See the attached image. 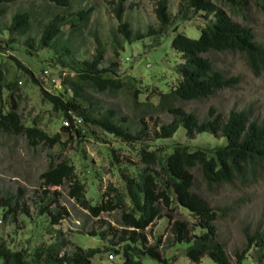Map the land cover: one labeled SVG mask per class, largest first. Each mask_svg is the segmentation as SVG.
<instances>
[{
	"label": "trees",
	"instance_id": "1",
	"mask_svg": "<svg viewBox=\"0 0 264 264\" xmlns=\"http://www.w3.org/2000/svg\"><path fill=\"white\" fill-rule=\"evenodd\" d=\"M15 1L17 0H0L3 4L0 6V14L4 12L6 4ZM46 1L55 7L64 8L73 2ZM125 2L126 0L109 1L118 20L117 31L123 40L134 41L148 36L157 38L168 32L169 45L177 53L169 69L170 73L161 76L154 85L157 101L148 99L147 102H141L144 109L152 107L159 111H169L173 115L170 121L160 124L156 122L152 136L168 138L182 126L189 137L207 132L222 137L223 141L209 147L176 141L170 146L160 144L151 148L150 143L141 142L143 136L149 135L144 116H140L137 126L132 127L125 123V116L118 115L116 108L99 104V100L94 97L95 92L115 93L133 88V99L137 103V93L142 90L136 86L137 80L134 77L122 81L114 68L100 65L103 59L100 46H97L90 57H85L76 64L68 62L67 58L71 57L74 50L69 45V38L64 40V44H60L62 27L71 23L72 32L80 29L87 22L92 6L77 9L69 18L59 12L53 13L43 23L38 38L28 36L33 12L30 9L15 12L6 24L9 33L27 34L25 41L31 49L26 50L30 54L42 48L56 52L57 59L52 62L59 65V72H66L61 80L62 87L49 92L40 79L43 69L47 67H43L37 75L17 57L10 56L26 77L40 85L42 101L50 104L59 113L62 122L54 132L40 127L39 117L26 124L17 111L14 100V93L19 88L18 81H21L20 76L8 79L7 73L0 67V94L3 87L7 88L8 97L12 101L3 109L6 100L0 98V131L24 135L33 146L41 144L51 147L58 144L64 148L76 136L81 140V137L86 138L88 133H94L99 128L124 143L135 145L138 142L136 150L142 165L129 166L121 163L113 152L114 148H111L117 161L115 167L120 175L119 184L110 183L98 192L95 190L96 186L88 190V182L86 184L78 175L69 157H60L57 154L60 159L55 160L51 155L46 168L39 173L44 186L41 197L44 204L41 207L47 210L50 224H56L60 219L69 216V210L60 204V192L56 188L52 191L51 198L45 196L51 186L64 184L68 196L86 209L88 215L99 216L101 212L113 209L119 211L116 218L119 228L108 225L99 232L90 231V234H98L101 238L110 234L116 240H111V244L103 249L76 245L77 249L70 253H61L67 239H55L30 251L24 248L13 249L0 243V264H93L95 256L102 253L117 255L120 262L117 259L115 264H143V259L147 257L166 264L167 258L158 250L160 237L154 244H147L144 231L155 219L162 216L163 207L168 210L170 223V236L166 238L168 245L178 246L181 255L195 262H200L206 255L216 264H230L222 242L217 239L215 223L219 213H224L225 207L213 208L193 188L194 170L209 184L238 180L241 185L248 187L264 182V114L254 112L251 103L239 108L232 107L226 116L216 111L214 105H210L207 115L199 119L193 112L177 105V102L208 97L215 91L240 81L239 75H227L222 69L216 68L207 55L210 52L238 51L254 76L264 71V40H257L253 28L241 22L242 19L251 21L248 16L249 2L255 3L264 15V0H180L175 14L170 11L167 0H155L156 23L148 24L145 29H134L123 19ZM197 14H202L205 19L201 26L194 25L199 33L193 37L185 32L186 27L192 24L181 27L176 21L178 18L191 21ZM9 45L8 48L11 47ZM4 48L0 42V49ZM19 195L20 193L17 200ZM17 200L11 204L10 200L1 197V203L7 208V212L2 214L3 217L7 213L16 214ZM173 204L186 209L193 219L192 225L185 219L173 218ZM249 231H245V247L240 252H235L236 264L242 263L246 250L251 247L257 253L256 260L264 261V227L260 228L257 224L253 231Z\"/></svg>",
	"mask_w": 264,
	"mask_h": 264
},
{
	"label": "rangeland",
	"instance_id": "2",
	"mask_svg": "<svg viewBox=\"0 0 264 264\" xmlns=\"http://www.w3.org/2000/svg\"><path fill=\"white\" fill-rule=\"evenodd\" d=\"M109 1L73 0L67 8L55 7L46 0H17L5 5L4 12L0 14V42L5 46L4 49H0V67L7 73L8 79L20 76L21 81H18L19 88L16 93L18 96L14 93V100L23 121L29 124L39 117V126L54 132L58 130L62 118L50 104L42 101L40 85L26 77L10 56L17 57L24 65L31 68L34 74L39 75L43 67L49 68L56 74L59 73V65L52 61L57 59V53L47 48H42L33 54L28 53L26 49L30 50L31 47L25 41L27 34L9 33L6 24L15 12L30 9L33 14L28 36L38 38L43 23L53 13L59 12L69 18L77 9L92 6L87 22L80 29L72 32L71 23H66L62 27L60 44H64V40L69 38V45L74 50L71 57L67 58L68 62L76 64L83 58L90 57L97 46H100L103 51L100 65L114 68L122 81H126L128 77H134L137 80L136 86L142 90L137 93V103L133 99V88L118 90L115 93L95 92L94 97L99 100V104L103 107L116 108L118 115L125 116V123L132 127L137 126L140 116H144L149 135L143 136L141 142L150 143L151 148L160 144L170 146L176 141L206 147L221 143L222 137L207 132L196 133L193 137H189L182 126H179L171 137L160 139L152 136L151 132L155 123L170 121L173 115L169 111H159L152 107L144 109L145 106L141 102H147L148 99L157 101L154 85L161 76L170 73L169 69L177 53L169 45L168 32L157 38L148 36L134 41L123 40L117 31L118 20L112 12ZM179 1L167 0L172 14L177 12ZM2 5L0 3V6ZM125 5L123 19L128 21L132 28L145 29L148 24L156 23L155 0H126ZM248 6L250 9L248 16L251 21L242 19L241 22L249 24L256 34V39L263 41L264 15L255 3L249 2ZM204 19L202 14H197L191 21L178 18L176 22L181 27L192 24L186 27L185 32L196 37L199 29L194 25L201 26ZM10 37L12 39H9ZM8 44L10 48L7 47ZM207 55L216 68L222 69L227 75H239L240 81L215 91L211 96L180 101L177 105L186 111L193 112L199 119L207 115L210 105H214L216 111L226 116L232 107L239 108L251 103L254 112L264 114V71L254 76L238 51H215ZM114 62L116 65H113ZM148 89L149 91H146ZM1 97L6 100L3 104V109H6L12 102L8 97L7 88H2ZM81 138L79 140L76 136L64 148L58 144L51 147L41 144L33 146L27 142L24 135L0 131V203L2 197L14 204L20 193L16 214L7 213L3 217L2 214L7 212V208L4 203L0 204V243H5L13 249L24 248L30 251L40 244L47 245L55 239H67V244L61 253H70L77 249L76 245L83 248L103 249L111 244V240H116L111 238L110 234L101 238L98 234H90V231L99 232L108 225L119 228L116 222L119 211L113 209L101 212L99 216L88 215L86 209L80 207L72 197L68 196L67 187L64 184L57 187L51 186L45 196L51 198L52 191L56 188L60 192L58 196L60 204L69 210V216L60 219L56 224H50L47 210L41 207L44 204L41 198L44 186L39 173L46 168L51 155L55 160L64 156L69 157L78 175L86 184L88 182V190L96 186L95 190L98 192L104 190L110 183L119 184L120 175L115 167L117 161L112 155L111 148H114L113 152L121 163L129 166L142 165L136 150L138 142L135 145L124 143L99 128H96L94 133H88L86 138ZM57 154L60 157L56 156ZM194 173L193 188L205 197L213 208L225 207L224 213H219L215 221L217 239L222 242L230 264H236L235 252H240L245 247V231H253L257 224L260 228L264 227V182L251 184L248 187L241 185L238 180L230 183L209 184L197 170H194ZM95 199L96 197L93 198ZM174 206L173 218L185 219L189 225H192L193 219L190 218L186 209L176 204ZM167 212L168 210L163 207L162 216L145 228L147 244H154L160 237L161 243L158 250L167 258L166 264H216L206 255L200 262L192 261L185 255H181L178 246L167 244L166 238L170 236ZM245 254L241 264H264V261L256 260L257 253L254 248H249ZM109 256L107 253L97 254L93 264H115L117 259L118 263L120 262L117 255ZM143 264L161 263L147 257L143 259Z\"/></svg>",
	"mask_w": 264,
	"mask_h": 264
},
{
	"label": "built area",
	"instance_id": "3",
	"mask_svg": "<svg viewBox=\"0 0 264 264\" xmlns=\"http://www.w3.org/2000/svg\"><path fill=\"white\" fill-rule=\"evenodd\" d=\"M65 73H66L65 71H62L55 74L50 69L49 70L47 68L43 69L42 74L40 75V79L43 87L47 89V91L49 92L60 89L62 87L61 80ZM64 122L65 121L63 120V123Z\"/></svg>",
	"mask_w": 264,
	"mask_h": 264
}]
</instances>
